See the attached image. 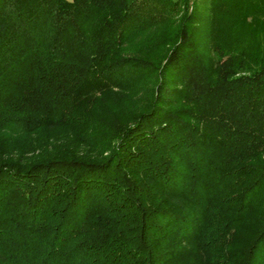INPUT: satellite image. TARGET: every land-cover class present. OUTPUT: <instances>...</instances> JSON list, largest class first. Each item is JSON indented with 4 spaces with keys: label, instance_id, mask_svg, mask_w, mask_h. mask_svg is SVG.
Here are the masks:
<instances>
[{
    "label": "trees",
    "instance_id": "16d2710c",
    "mask_svg": "<svg viewBox=\"0 0 264 264\" xmlns=\"http://www.w3.org/2000/svg\"><path fill=\"white\" fill-rule=\"evenodd\" d=\"M0 264H264V0H0Z\"/></svg>",
    "mask_w": 264,
    "mask_h": 264
}]
</instances>
